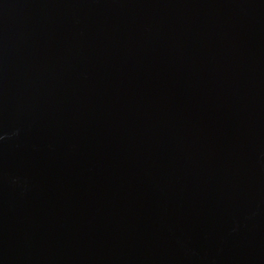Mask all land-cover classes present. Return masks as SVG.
<instances>
[{"label":"water","instance_id":"95a60500","mask_svg":"<svg viewBox=\"0 0 264 264\" xmlns=\"http://www.w3.org/2000/svg\"><path fill=\"white\" fill-rule=\"evenodd\" d=\"M0 264H264V0H0Z\"/></svg>","mask_w":264,"mask_h":264}]
</instances>
